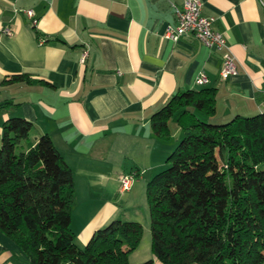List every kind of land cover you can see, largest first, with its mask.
I'll list each match as a JSON object with an SVG mask.
<instances>
[{
    "label": "crops",
    "instance_id": "obj_1",
    "mask_svg": "<svg viewBox=\"0 0 264 264\" xmlns=\"http://www.w3.org/2000/svg\"><path fill=\"white\" fill-rule=\"evenodd\" d=\"M185 1L0 0V104L19 105L0 112V148L4 123L14 117L33 123V143L52 138L74 172L72 229L79 247L117 218L141 223L126 208L137 191L147 196L143 176L173 148L154 133L151 120L174 95L217 89L211 120L218 124L264 114V0H200L237 62L239 74L229 79L221 77L222 51L191 35L177 42L165 37L177 25L174 6ZM22 74L32 83L3 84ZM201 74L209 79L205 86L197 84ZM134 170L145 173L131 191L116 193L120 176ZM118 194L128 195L126 201ZM141 224L143 240L129 264L155 259L150 222ZM0 264H30L1 230Z\"/></svg>",
    "mask_w": 264,
    "mask_h": 264
},
{
    "label": "trees",
    "instance_id": "obj_2",
    "mask_svg": "<svg viewBox=\"0 0 264 264\" xmlns=\"http://www.w3.org/2000/svg\"><path fill=\"white\" fill-rule=\"evenodd\" d=\"M16 83H32L30 74L3 82ZM216 112L217 89L204 88L174 95L152 116L167 142L176 118L182 140L147 185L155 259L142 264H264V114L218 124ZM32 131L22 117L3 126L0 230L30 264H129L143 225L117 218L79 247L74 172L49 135L33 143Z\"/></svg>",
    "mask_w": 264,
    "mask_h": 264
},
{
    "label": "built area",
    "instance_id": "obj_3",
    "mask_svg": "<svg viewBox=\"0 0 264 264\" xmlns=\"http://www.w3.org/2000/svg\"><path fill=\"white\" fill-rule=\"evenodd\" d=\"M16 2L17 0H9ZM177 18L176 26H169L165 37L177 42L184 36H194L198 41L208 48H216L223 52L221 77L229 79L239 74L237 62L228 45L225 33L214 30L215 18L203 15V4L200 0H186L182 7L174 6ZM25 15L36 25L38 19L32 10L24 11ZM7 35H13L12 30L6 29ZM43 42V41H41ZM87 52L83 55L82 62L87 58ZM209 82L206 75L201 74L197 78V84L205 86ZM145 172L134 170L126 174H122L119 178L120 192L126 193L132 190L136 180Z\"/></svg>",
    "mask_w": 264,
    "mask_h": 264
},
{
    "label": "rangeland",
    "instance_id": "obj_4",
    "mask_svg": "<svg viewBox=\"0 0 264 264\" xmlns=\"http://www.w3.org/2000/svg\"><path fill=\"white\" fill-rule=\"evenodd\" d=\"M170 126H171V128H173V130L175 129L174 127L179 128L178 124H177V121H176V118L171 121ZM181 140H182V131H179L178 134L173 132V138L170 141H168V142L167 141L164 142V144H166L167 146L173 147V148L170 149V152L168 154H165L163 164H159V163L158 164H152V166H151L152 170L148 171L147 174H145L143 176V178H142L143 184H144V182L150 181L151 177L155 176L156 174H158L161 171H163V170L168 168L169 164H165V161L171 155V153L175 150V148L177 147V145L180 143ZM158 149L159 148H156V154H157V152H159L161 154L164 151V149H160V150H158ZM157 157H158V155H157ZM111 163H112V165H116L117 164V160H116L114 154H113V158L111 160ZM119 188H120L119 184H118L117 187H114V190L116 189V193L120 191ZM139 193L140 192L137 191L136 196H134V198L131 199L130 202H128L129 203L128 204L129 207H127L126 204L124 206L127 207L126 209L128 211V214H129L128 217H130V216L131 217H137L141 221V223H147V222H150V220H151L150 219V209H149V204H148V201H147V196H143L141 198V194H139ZM127 196L128 195H126V194L125 195L118 194V197H119L118 199H121L122 201H126V199H127L126 197Z\"/></svg>",
    "mask_w": 264,
    "mask_h": 264
}]
</instances>
